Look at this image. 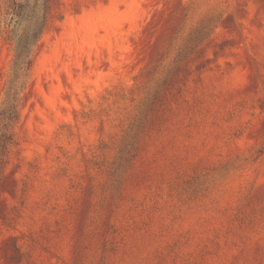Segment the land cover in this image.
I'll use <instances>...</instances> for the list:
<instances>
[{
  "label": "rangeland",
  "instance_id": "374dc122",
  "mask_svg": "<svg viewBox=\"0 0 264 264\" xmlns=\"http://www.w3.org/2000/svg\"><path fill=\"white\" fill-rule=\"evenodd\" d=\"M22 2L0 264H264V0Z\"/></svg>",
  "mask_w": 264,
  "mask_h": 264
},
{
  "label": "trees",
  "instance_id": "16d2710c",
  "mask_svg": "<svg viewBox=\"0 0 264 264\" xmlns=\"http://www.w3.org/2000/svg\"><path fill=\"white\" fill-rule=\"evenodd\" d=\"M8 2H10V5H9L8 12H7V16H11L12 20L15 18H18V16L22 12V7L24 3L22 2V0H8ZM41 31L39 32V34L41 33ZM38 41H39V37H37L35 42H32L30 48L25 53L19 54V63H20L21 70H25L26 67L31 65V58H30L31 53H32L33 47L36 45ZM16 116H17V111L16 109H13L10 114V119L15 118ZM3 136L5 137V139L3 140L4 142H8L11 140V136L9 134L4 133Z\"/></svg>",
  "mask_w": 264,
  "mask_h": 264
}]
</instances>
